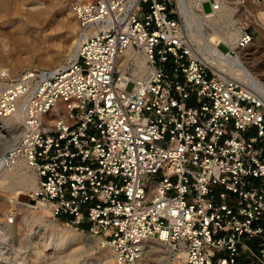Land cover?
<instances>
[{"label": "built area", "instance_id": "1", "mask_svg": "<svg viewBox=\"0 0 264 264\" xmlns=\"http://www.w3.org/2000/svg\"><path fill=\"white\" fill-rule=\"evenodd\" d=\"M72 11L70 61L0 71V118L18 133L0 170L25 161L39 180L30 198L100 238L115 264H139L151 240L179 264H264V97L203 59L172 0ZM253 38L242 31L237 47ZM128 50L145 60L140 78L133 59L118 67Z\"/></svg>", "mask_w": 264, "mask_h": 264}, {"label": "rangeland", "instance_id": "2", "mask_svg": "<svg viewBox=\"0 0 264 264\" xmlns=\"http://www.w3.org/2000/svg\"><path fill=\"white\" fill-rule=\"evenodd\" d=\"M23 1L12 0L10 12L0 13V71L8 70L12 77L18 76L28 69L55 68L66 62V58L54 60L51 56H55L54 54L59 51L69 54L76 46L78 25L72 5L79 0H41L46 3L50 2L53 6L52 26L56 33L52 41L53 52L49 54L36 52L42 40L40 35L42 25L36 29L31 28L26 19L20 20L21 16L16 13L15 7ZM227 2L234 6L232 4L234 0H227ZM172 3L173 8L178 11L176 0H172ZM204 10L206 12L211 10L208 2L205 3ZM194 11L198 15H202L200 9L195 6ZM260 12H264V1L258 4L249 3L243 9H237L233 14V21L230 23L226 21V26L230 25L233 31L240 28L242 31L247 30L253 33V41L247 47L240 48V54L245 57L246 66L264 82V29L257 23H248L247 21L248 18H253ZM175 17H180L186 33L190 36L180 14L177 13ZM259 20L263 22L264 16ZM206 30L210 31L208 27ZM220 49L223 52L230 51L224 43ZM198 53L201 55L199 51ZM252 58L256 60L253 61ZM255 87L253 88L256 90ZM131 88L132 84L128 86L129 90ZM16 130L15 121L11 128L2 130V132L0 130L1 142L5 138H12L10 141L5 139L4 144L0 142V156L15 138ZM28 170L38 179L34 171ZM6 183L8 186L0 188V264H115L113 250L104 246L100 238L83 232L77 226L54 219L50 207L43 202L42 206L35 208L34 205L37 201L29 196L30 192L35 189L30 186H11L10 184L14 183L12 180L6 181ZM25 201H28V204H25ZM10 218L13 219L11 223L9 222ZM54 227H58L59 230L55 231ZM64 231H68L70 234L77 233L80 237L79 240H69L62 246V249H58L61 232ZM75 249L79 250H77L76 256H73L71 253ZM105 249L111 250L110 256L104 255ZM148 252L149 254H147ZM169 256L167 247L157 248L156 242L151 240L148 242L139 264H179L175 258H173V262L170 261Z\"/></svg>", "mask_w": 264, "mask_h": 264}, {"label": "bare ground", "instance_id": "3", "mask_svg": "<svg viewBox=\"0 0 264 264\" xmlns=\"http://www.w3.org/2000/svg\"><path fill=\"white\" fill-rule=\"evenodd\" d=\"M176 2L178 6V13L183 19L185 27L190 34L189 37L194 42H196L195 49L201 53L203 59L212 68H214L216 72L222 73L223 75L240 78L244 82L251 84V86H256V90L253 88L252 91L259 95L261 94L264 97V82H262L261 79L254 75L252 70L246 66L244 59L245 57L241 56L240 48L237 47V43L241 36L242 30L238 28L234 29L235 31H233L230 25L226 26V21L229 23L233 21L234 12H236L237 9L241 10L243 8L239 7L236 4L235 0L232 3L234 6H231V3L227 2V0H223L221 10L214 14H209L203 12V0H176ZM11 4L12 0H0V13L8 12L10 10ZM194 6L200 9L202 15H198L194 11ZM52 8L53 6L50 2L46 3L41 0H24L23 3H19L15 7L16 13L21 16L20 20L26 19V21L28 22V26L36 29L38 26L42 25V27L40 28V35L42 40L41 43H39L40 46H38L39 48L36 49V52H45L47 54L53 52L52 41L55 37L56 31L52 26ZM263 16L264 12H260L259 15H254L253 18H248L247 21L248 23H257V25L261 26L264 29V21L262 22L259 20V18H262ZM207 27L210 29V31L206 30ZM34 31L37 33L36 30ZM220 43L229 45L231 51L229 53L222 52L218 47ZM75 52V49L69 54H66L64 51H59L54 54L55 56L51 57H53L54 60H62L66 58V62H68L74 57ZM131 59L134 60L135 65L133 68V74L138 78L142 77L145 73V60L142 56L135 54L132 50H128L120 56L118 61L119 69L122 71V73H124ZM254 60L256 59H253V61ZM259 88L263 90H260ZM13 123L14 121H12L11 118H0L1 132L2 130L11 128L13 126ZM16 136H18V134H16L14 137ZM11 139L6 140L10 141ZM3 141L1 142L0 139L1 143H3ZM28 169L29 167L27 166L25 161L20 160L12 168L3 170V172L2 170H0V188L8 186L6 181L12 180L15 184L11 183V186H30L36 190L38 187V179L34 175L30 174ZM24 203L28 204V201H25ZM42 205L43 203L41 201H37L34 207L37 208ZM54 229L55 231L59 230L58 227H54ZM61 233V242L57 245L58 249H62V246L69 240H79L80 237L79 234H70L68 231H64ZM156 244L157 248L164 249L165 245L159 242H156ZM77 250L79 249H75V251L71 254H73V256H76V252H78ZM111 250L105 249L104 255L107 257L110 256ZM147 254H149V252ZM175 260L179 262L177 257H175Z\"/></svg>", "mask_w": 264, "mask_h": 264}, {"label": "trees", "instance_id": "4", "mask_svg": "<svg viewBox=\"0 0 264 264\" xmlns=\"http://www.w3.org/2000/svg\"><path fill=\"white\" fill-rule=\"evenodd\" d=\"M64 219H66V218H64Z\"/></svg>", "mask_w": 264, "mask_h": 264}]
</instances>
